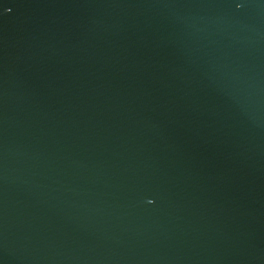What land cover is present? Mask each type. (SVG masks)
<instances>
[{
  "label": "water",
  "instance_id": "obj_1",
  "mask_svg": "<svg viewBox=\"0 0 264 264\" xmlns=\"http://www.w3.org/2000/svg\"><path fill=\"white\" fill-rule=\"evenodd\" d=\"M0 264H264V0H0Z\"/></svg>",
  "mask_w": 264,
  "mask_h": 264
}]
</instances>
